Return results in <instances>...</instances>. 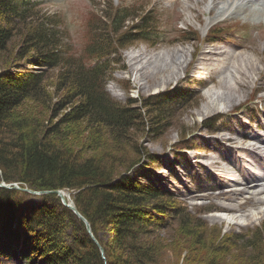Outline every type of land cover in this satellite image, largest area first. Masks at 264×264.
Masks as SVG:
<instances>
[{
	"label": "trees",
	"instance_id": "16d2710c",
	"mask_svg": "<svg viewBox=\"0 0 264 264\" xmlns=\"http://www.w3.org/2000/svg\"><path fill=\"white\" fill-rule=\"evenodd\" d=\"M107 1L112 14L88 12L81 37L73 44L61 40V34H67L64 23L40 14L35 1L0 0V181L34 191H70L97 240L70 210L49 207L60 202L55 195L42 196L43 207L28 209L27 214L28 194L0 188V257L10 244L24 264H160L162 249L173 242H156L150 233L162 230L167 224L162 217L170 215L195 262L264 264V231L208 234L171 195L133 182L127 174L146 153L138 142L131 157L123 150L114 156H86L68 147L74 127L81 124L108 130L119 144L133 134L155 138L166 128L168 115L192 103L182 88L129 98L125 104L107 94L113 70L109 57L137 40H148L157 23L155 11H147L127 26L133 14ZM180 39L198 40V34L189 30ZM57 70L55 80L45 86ZM48 88L61 94L58 102H52L54 93ZM28 102H39L51 111L52 120L58 112H68L62 121L47 125L42 116H25L22 110ZM204 125L211 129L212 119ZM98 140L97 131L88 140L91 149L99 146ZM106 229L112 233L107 243L100 238Z\"/></svg>",
	"mask_w": 264,
	"mask_h": 264
},
{
	"label": "rangeland",
	"instance_id": "374dc122",
	"mask_svg": "<svg viewBox=\"0 0 264 264\" xmlns=\"http://www.w3.org/2000/svg\"><path fill=\"white\" fill-rule=\"evenodd\" d=\"M38 1L42 8L40 14L50 19H54L52 16H55L56 19L63 20L65 23L63 29L67 34L62 36L61 40L71 41L73 44L81 37L80 24L84 14L91 10L99 16L104 11L112 14L109 9L107 10V0ZM111 1L116 9L126 8L129 10L128 14L135 15L127 19V26L135 21L134 17H137V20L145 12L155 11L157 19L155 28H159L156 30L158 35H154V39L159 38L160 41L157 44L137 41L123 48L118 59L120 63L115 65L112 78L106 86L110 96L124 104L128 97L145 98L154 93L170 90L185 81L193 84L192 88L187 90L190 92L195 89L199 95L195 96L189 107L168 115L166 128H163L155 138L148 134L141 137L140 134L134 135L132 132L133 135L128 142L119 144L110 138L108 130L102 128L97 130L81 124L80 127H74V131L72 128L68 130V132L73 131L72 136L67 140L68 147L73 152L81 151L86 156L97 154L114 156L116 150H123V153L131 157L132 146L138 142L147 154L143 153L142 156L141 163H145H139L129 173L135 183L152 185L173 194L177 200L176 204L202 222V229L204 228L208 234L216 236L221 233L222 237L226 234L246 236L255 229L263 232L264 214L252 215L256 210L250 208L248 204L249 207L246 205L247 208H242V211L250 209L252 212L250 210L239 212L240 215L210 209L217 207L215 205L217 200H213L211 193L218 191L208 190L207 186L216 182L213 180L216 174L214 164H208L218 156L228 154L229 144L224 145L222 139L236 138L238 134L252 136L264 134V0ZM218 23L231 24L221 27H233L244 32L240 31L239 36H232L229 42L204 44L198 54L196 48L199 44L195 40L170 43L179 29L189 27L198 30L203 37L211 26ZM13 40L16 41V38ZM206 51L230 52L223 55L225 64L221 70H218L221 62L218 57L203 60V53ZM250 61H252L251 65H254L253 70H249ZM22 65L24 68L29 67L25 63ZM200 67H204L205 70H198ZM207 69H212L209 74ZM57 72L58 70L47 77L45 86L51 80H55ZM49 91L54 93L52 102H58L61 94L55 93L53 89ZM250 100L254 101L250 105L255 107L246 110L244 106L249 104ZM236 110L238 113L234 112ZM22 112L25 116L28 114L42 116L47 125L52 120L51 111L48 113L39 102H28ZM65 112H68V109L58 112L59 116L52 120V124L62 121ZM218 115L223 116V121L213 124L214 131L205 128L203 122L208 119L213 120ZM97 131L100 136L99 146L91 149L88 140ZM189 138L192 141L185 142V139L187 141ZM185 147L191 150L175 152V148ZM229 152H231L230 147ZM146 155H151L156 161L152 162ZM221 164L225 165L226 161H221ZM65 192L66 197L70 195L72 198L70 191ZM192 192H196L197 195L200 193L199 195L202 196L206 194L209 197L193 198ZM32 197L30 195L28 204L24 207L27 214L28 209L43 207L42 197ZM218 202L222 201L218 200ZM60 204L61 202L53 203L49 207L60 212L62 209ZM261 209L264 211V207ZM208 210L214 211L208 212ZM249 212L250 217H246ZM162 219L167 223L165 227L150 235L156 242L173 243L162 249L159 255L160 264H205L190 259L193 254L188 249L189 243H186L185 236L177 231L174 218H170L169 215ZM68 232L70 234V230ZM111 237L110 229L100 233V238L105 243ZM0 264H22V262L3 258Z\"/></svg>",
	"mask_w": 264,
	"mask_h": 264
},
{
	"label": "bare ground",
	"instance_id": "6f19581e",
	"mask_svg": "<svg viewBox=\"0 0 264 264\" xmlns=\"http://www.w3.org/2000/svg\"><path fill=\"white\" fill-rule=\"evenodd\" d=\"M227 53L230 54V52L225 51H206L203 53V60L205 61L210 58L215 59L218 57L217 59L221 61L220 68L218 70H221L225 64L223 55H226ZM232 59H234V57H232ZM251 64L252 61L248 63L250 66L249 70L254 69V65ZM203 69L204 67H200L198 70ZM211 70L212 69L208 70L207 74H209ZM222 142L224 145L229 144L227 147L228 154L224 153L208 164H214L216 174L213 180L216 182L213 183L214 185L211 184L210 186H207V189L211 191L215 189L218 191L214 194L211 193L213 200H217V203L215 204L217 207H211V209L223 213L239 214V212L243 213L250 210L248 209L247 211H242V208L246 209L249 205L250 208L256 210V212L252 215L257 216L259 214H264V211L261 209L264 207V134L254 136L238 134L236 138H224L222 139ZM229 147L231 148V152H229ZM235 156L237 157L235 158ZM220 157H223L224 159L221 160ZM221 161H226V164L222 165ZM2 182L3 181H0V183ZM199 194L197 195L196 192H192L191 197H209V195L206 194L203 196ZM218 200L222 202H218ZM250 212H252V210H250ZM250 212L244 215L246 217H250Z\"/></svg>",
	"mask_w": 264,
	"mask_h": 264
},
{
	"label": "water",
	"instance_id": "95a60500",
	"mask_svg": "<svg viewBox=\"0 0 264 264\" xmlns=\"http://www.w3.org/2000/svg\"><path fill=\"white\" fill-rule=\"evenodd\" d=\"M0 188H6V189H16V190H21V191H24V192H27V193H30L32 195H40V194H55L57 195L61 202L63 203L64 206H66L67 208L71 209L75 215H77V217L85 224V227H86V231L87 233L92 237V239L96 242V240L93 238L92 236V233H91V229H90V226L89 224L87 223V221L77 212V210L75 209L74 207V204L73 202L68 198V196L66 197L63 192L61 191H45V192H35V191H32V190H29L27 188H24V189H21L17 184H10V185H6L4 184L3 182L0 183ZM101 250V253L103 252L101 247L99 248Z\"/></svg>",
	"mask_w": 264,
	"mask_h": 264
}]
</instances>
